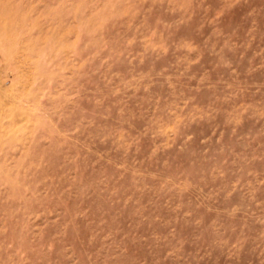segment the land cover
Wrapping results in <instances>:
<instances>
[{"label": "rangeland", "instance_id": "374dc122", "mask_svg": "<svg viewBox=\"0 0 264 264\" xmlns=\"http://www.w3.org/2000/svg\"><path fill=\"white\" fill-rule=\"evenodd\" d=\"M0 264H264V0H0Z\"/></svg>", "mask_w": 264, "mask_h": 264}]
</instances>
